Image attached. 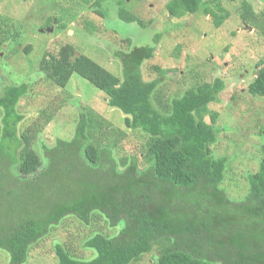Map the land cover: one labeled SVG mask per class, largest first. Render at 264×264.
<instances>
[{
	"label": "trees",
	"instance_id": "obj_1",
	"mask_svg": "<svg viewBox=\"0 0 264 264\" xmlns=\"http://www.w3.org/2000/svg\"><path fill=\"white\" fill-rule=\"evenodd\" d=\"M222 3L171 0L166 8L175 18L211 16L220 28L229 18ZM237 13L251 26L260 24L264 36V13L257 16L249 0ZM119 17L142 26L125 9ZM8 34L0 26V46ZM130 48L115 53L121 76L85 55L73 58L70 46L41 62L45 77L60 88L76 74L103 91L107 105L125 117L127 129L146 136L140 152L130 156H116L120 143L105 135L103 118L86 108L72 138L41 144L44 166L38 170L33 137L19 134L25 115L18 104L28 84L0 86V249L10 264H24L31 249L64 219L91 226L102 216L116 232L96 233L84 242L95 255L82 259L56 243V264H136L156 248L157 264H264V143L257 171L246 175L244 199L233 201L222 189L229 159L216 157L210 148L220 130L205 120L209 105L222 101L224 80L163 100L157 93L160 81H145L141 69L156 48ZM259 65L247 92L263 98L264 62Z\"/></svg>",
	"mask_w": 264,
	"mask_h": 264
},
{
	"label": "rangeland",
	"instance_id": "obj_2",
	"mask_svg": "<svg viewBox=\"0 0 264 264\" xmlns=\"http://www.w3.org/2000/svg\"><path fill=\"white\" fill-rule=\"evenodd\" d=\"M98 1L0 0V26L9 33L0 46V86L28 84V93L18 104L25 115L19 134L33 137L38 170L44 166L41 144L53 146L59 138H72L86 108L103 118L105 135L120 143L117 157L139 153L147 139L128 130L123 114L107 105L105 93L82 77L74 74L66 88L48 80L41 69L44 57L70 46L73 58L85 55L121 76L116 51L127 52L130 45L154 46V57L141 69L145 81H160L157 93L163 100L218 78L226 83L221 103L209 105L205 120L220 130L217 143L210 147L212 154L229 159L222 189L233 201L243 200L248 191L246 175L257 171L264 143V97L247 92L264 62V36L259 22L251 26L239 18L237 9L243 0H223L229 18L220 28L214 27L211 16L199 13L172 17L166 8L171 0H103L100 6ZM249 2L257 16L264 13V0ZM121 9L139 18L142 26L123 21ZM2 113L0 109V137ZM115 232L102 216L91 226L66 218L31 249L24 264H56V243L90 259L95 252L85 249L84 242L96 233L113 236ZM158 250L136 264H157ZM0 264H10L8 253L1 249Z\"/></svg>",
	"mask_w": 264,
	"mask_h": 264
}]
</instances>
